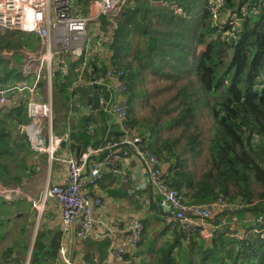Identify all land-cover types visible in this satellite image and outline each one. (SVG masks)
Wrapping results in <instances>:
<instances>
[{
	"label": "trees",
	"instance_id": "16d2710c",
	"mask_svg": "<svg viewBox=\"0 0 264 264\" xmlns=\"http://www.w3.org/2000/svg\"><path fill=\"white\" fill-rule=\"evenodd\" d=\"M153 1L158 3L132 0L117 19L109 34L110 40L108 37L109 61L122 67L128 85V124L163 165H169L167 183L183 191L188 202L208 205L222 197L227 206L218 209L216 216L221 221L212 238H203L198 228L185 232L182 223L172 221L167 225L169 236L161 246L144 249V253H151L149 261L139 256L144 236L136 246L134 259H124H130L131 264H264V236L258 231L264 228V2L225 0L220 11L223 24L230 16L240 15L243 6L259 8L258 13L248 14L246 27L231 43L221 39L223 24H214L211 6L216 0ZM100 19L107 26V18ZM65 57L69 58L66 62L53 65L52 78L55 94H60L66 110L69 112L70 106L77 110L81 100L92 103L93 85L89 83L92 69L103 74L98 87L105 100L97 112L82 111L70 122L67 127L70 149L80 153L89 146L99 148L120 142L125 132L114 122L110 111L115 98L107 88V64H98L86 52L80 58ZM86 60L88 64L81 70ZM148 74L169 79L178 88L176 98L182 107L170 121L158 118L154 122L152 118L141 120L136 116V106L144 103L141 85ZM182 78L186 81L181 83ZM204 108L212 119L206 140L209 157L197 178L187 159H182L181 152L176 150L179 140L162 137L161 130L180 126L194 129L195 119ZM21 112L11 110L6 119L19 118ZM24 137L27 140L26 134ZM189 140L191 144L185 148L194 157L199 154L203 139L193 135ZM9 150V134L6 125L0 123V157H9ZM18 176L12 173L8 163L0 162L1 182H16ZM9 204L0 200L1 206ZM247 213L251 218H247ZM2 224L0 216V228ZM238 233L245 237H239ZM62 236V230L52 238L39 230L29 264H63ZM3 237L0 232V238ZM22 244V252H7L2 259L8 261L14 257L22 264V256L28 249L24 241Z\"/></svg>",
	"mask_w": 264,
	"mask_h": 264
},
{
	"label": "crops",
	"instance_id": "0c3cea01",
	"mask_svg": "<svg viewBox=\"0 0 264 264\" xmlns=\"http://www.w3.org/2000/svg\"><path fill=\"white\" fill-rule=\"evenodd\" d=\"M149 1L158 3V1ZM74 2L77 4L75 5L76 12L79 15L85 16L91 11L92 4L90 0H74ZM131 3L132 0H129L128 4ZM106 21L107 26L103 24L101 19L96 20V22L92 21L88 25V29L93 32V39L89 43H86L85 52L87 53V57H91L98 64H107L111 56L108 37L112 30L110 28L112 22L108 18ZM40 48L41 41L34 33L19 31L1 32L0 87L18 84L23 81L32 83L35 75H33V72L25 74L24 66L26 57L23 52L37 54ZM63 52L65 51L57 50L55 52L53 64L66 62L69 59L65 57V53ZM39 55L37 54L35 62L31 65L32 69H35ZM93 70H91L92 77L93 75H98L99 80H102L103 74ZM42 76L44 80L39 83L36 94L34 95L51 98L53 103L55 95L59 97L60 101L53 104V117L51 120L53 132L56 134L69 132L67 127L70 122L74 121V118H78L82 111L88 113L97 112L87 111V107H90L92 103L88 104L84 100H81L77 110H73L72 106H70L68 112L61 101L60 94H55L52 70L46 69ZM32 95L27 90L12 92L8 96L6 105L0 108V123L6 125V133L9 134L10 142L9 151L11 152V155L6 159L0 157V162L8 163L11 166L12 173L19 175L16 182L12 180L8 183L0 181V189L4 185L13 184L19 187L24 193L16 201L17 203L13 202L10 204L13 208V212L10 213L12 215L5 214L7 213L6 205H0V216H2L3 222L5 221L7 226L12 228L17 222L19 224L17 228L19 232L15 240L11 246L9 245L8 248L0 253V264H12L15 261L14 257L5 261V259H2V255L7 252L9 254L18 253L19 251L22 252L23 241L28 246V249L26 255L22 256V264L23 262L24 264L25 262L29 264L39 230L46 233L49 238H52L57 231H61V205L55 199L48 198L44 203V208L38 210L34 203L47 188L67 182V159L70 157L77 158L88 149L96 150L90 157L87 168V173H89L91 167L107 159L110 153V149L107 148L110 144L99 148L89 146L84 151L76 153L70 149V138L62 144L61 148L56 152L54 159H50L46 153L38 154L33 151L27 141L28 139L26 140L24 137L26 134L24 127L28 122L27 100ZM84 96L86 97L87 94ZM15 109L22 111L19 118L8 117L6 119L7 114ZM113 119L120 126L115 115H113ZM131 152L133 150L127 151L126 149H122L120 152L121 167L127 174L132 176L131 182H125L120 175L107 169L102 179L95 184H90L85 187V190L91 194L102 197L105 202V207L95 211L94 226L88 239L82 240L76 234L79 228L78 220H75L69 232L66 234L63 233L62 242L67 248L69 258L75 264H127L114 256V250H120L125 258L134 259L133 254L137 252L138 247H134L132 244V236L133 227L138 222H143L145 225V241L143 245L141 244L142 252L139 255L140 259L142 257L144 260L149 261L151 253L150 251L144 253V249L151 247V245H155L156 248L160 247L163 241L169 236L167 233V225L173 221V218L169 215L168 210L162 207L161 199L156 194L155 188L151 185L145 165L139 160L135 161L133 153ZM168 166L167 164L165 165L166 170ZM140 185L142 186V190H139L138 193L142 192L145 197H137L136 193L128 191ZM159 204L162 209L158 206ZM246 215L248 219L251 218L249 213ZM213 225L217 226L214 222ZM243 229L240 228L239 230L244 231ZM23 230L26 232H23ZM6 239L7 236L4 233V237L0 238V244L3 245Z\"/></svg>",
	"mask_w": 264,
	"mask_h": 264
},
{
	"label": "built area",
	"instance_id": "2783aa9c",
	"mask_svg": "<svg viewBox=\"0 0 264 264\" xmlns=\"http://www.w3.org/2000/svg\"><path fill=\"white\" fill-rule=\"evenodd\" d=\"M262 1V0H261ZM129 0H90L92 4L88 15H79L76 12V2L74 0H0V30L2 32H28L34 33L41 41V48L35 69L31 65L35 62L37 54L26 55L27 62L24 66L25 74L33 72L35 79L32 83L23 81L18 84L0 87V108L8 102V96L12 92L29 91L33 95L27 100L28 122L25 125V132L30 147L36 153H46L50 159L55 158L56 152L62 144L70 138V133L56 134L53 132L51 120L53 117V101L51 98L38 97L36 89L41 81V77L46 69L52 70L55 60V52L64 50L70 52L74 58H80L85 53L86 34L89 22L99 20L102 16L113 21L127 6ZM225 6V0H216L211 6V13L214 24L221 26L220 11ZM178 12L182 13L181 8ZM259 8L243 6L240 15L230 16V20L222 25L224 30L221 34L222 40L237 39L243 22L249 13H258ZM112 32V30L110 31ZM32 54V53H30ZM110 60V59H109ZM108 60L105 79L108 80L107 88L115 98L110 111L117 117L118 123L123 127L125 135L120 142H115L107 146L110 149L108 158L91 167L87 173L88 164L92 153L96 150L88 149L79 157L67 159L68 180L67 182L47 188L34 203L38 210L44 208V203L48 198L55 199L62 210V231L64 234L70 231L75 220L79 221V228L76 232L82 240L89 238L94 226V213L97 209H103L105 202L102 197L91 194L85 190L90 184H95L103 178L105 171L120 175L125 182H131L132 176L127 174L121 167V147L133 150L136 161H141L146 167V173L151 185L156 190V194L161 199L162 207L167 208L173 221L182 223L185 232L192 230L200 231L203 238H212L217 226L213 225L219 208L227 206V202L218 198L214 203L204 205L190 203L183 191L169 186L166 181V169L157 155L153 154L144 144L142 137L128 124V110L130 108V97L128 85L124 79L125 72L119 64H112ZM88 64L86 60L81 66V70ZM94 76V75H93ZM102 80H97L100 84ZM264 82V79H263ZM91 85L94 81H89ZM116 94V96L114 95ZM105 100L101 97V106ZM120 148V149H119ZM88 177H86V175ZM142 186L129 189L131 193H136L137 197H145ZM24 193L19 187L13 184L4 185L0 189V198L8 202H16ZM226 227V226H225ZM145 225L138 222L133 227L132 244L136 247L144 236ZM264 236V228L258 230ZM239 237H245L238 233ZM60 256L63 264H75L68 256L67 248L63 244L60 246ZM114 256L122 262L130 264V259H124L122 252L114 250Z\"/></svg>",
	"mask_w": 264,
	"mask_h": 264
},
{
	"label": "rangeland",
	"instance_id": "374dc122",
	"mask_svg": "<svg viewBox=\"0 0 264 264\" xmlns=\"http://www.w3.org/2000/svg\"><path fill=\"white\" fill-rule=\"evenodd\" d=\"M262 2H264V0H262ZM204 5H205V1L202 2V5H201L202 8L204 7ZM199 10H201V7H199ZM120 17H121V14L118 15L115 19H113L115 24L117 22V19ZM1 32L2 31L0 30V36H1ZM86 37H87L86 43H89L93 39L92 30L87 29ZM63 53H65V55L71 54L70 52H63ZM23 54L25 55V57L28 54L31 56L33 55L30 53H26L25 51L23 52ZM26 62H27V59L25 63ZM159 77L154 76L152 74H148L145 76L143 84L141 85L143 87L144 94H145V97L143 99L144 103L142 105H139L138 107L136 106V111H137L136 116L141 120H144V118L149 117V118H152L154 122H156L158 118L159 120L163 122L170 121L172 116L176 117L178 115V111L182 107L181 104L178 105L179 99L176 98V94L178 90L177 86H174L171 80L164 79L161 77L159 78ZM43 80H44V77L42 76L41 81ZM193 80H195V78H193ZM179 81L182 83V82H185L186 80L185 78H182ZM181 83H176V84H181ZM59 101H60L59 97L55 95L53 104H55L56 102L58 103ZM162 107H165L166 108L165 110H170V111L166 112ZM161 111H165V112H161ZM211 122H212V119H211V116L209 115L208 109L204 108L203 111L199 113L198 118L195 119L194 129L193 128L186 129V128H183V126H180V127L175 126L176 128L174 127L164 128L161 130L162 137L170 136L171 139L175 138L179 140V144L177 145L176 150L178 151V153L179 151L181 152V158L183 157L187 159V165L189 166L191 170L195 172V174L197 175V178L200 176L201 172L208 164L207 159L209 157V151H208V145H207L206 140H207V137L209 136L208 130H209V126L211 125ZM137 128L139 129L138 126ZM193 135H196L198 139H201V140L203 139L201 146H200V152L198 155L194 157L191 156L187 151L188 149L185 148L186 146H189L191 144V141L189 140V138H191ZM10 203H13V202H10ZM5 208L7 212L5 214L9 213L8 215H12L10 213L13 212V208L10 206V204L6 205ZM18 226H19L18 222L17 224H15L13 228L8 227L5 221L3 222L2 228H0V232L3 234L5 233L7 236V239L5 240V243L3 245L0 244V253H2L6 248H8L9 245L11 246L12 242L15 240V237L17 233L19 232L17 229ZM12 264H18V263L16 261H13Z\"/></svg>",
	"mask_w": 264,
	"mask_h": 264
},
{
	"label": "water",
	"instance_id": "95a60500",
	"mask_svg": "<svg viewBox=\"0 0 264 264\" xmlns=\"http://www.w3.org/2000/svg\"><path fill=\"white\" fill-rule=\"evenodd\" d=\"M246 27V22H243V28ZM235 42V39H232L231 40V43ZM93 81H94V84H93V88H94V93H93V102L91 104L90 107H87V111H98L100 110L101 108V95H100V92H99V87H98V83H97V80L99 79V76H93L91 78ZM127 151H132L130 150L129 148H126ZM133 153V152H131ZM161 209L162 207L160 206V204L158 205ZM167 209V208H166ZM221 221V218L220 217H217L214 221L215 224H219Z\"/></svg>",
	"mask_w": 264,
	"mask_h": 264
}]
</instances>
